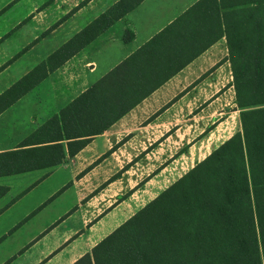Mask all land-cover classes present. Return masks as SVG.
<instances>
[{
    "label": "crops",
    "instance_id": "0c3cea01",
    "mask_svg": "<svg viewBox=\"0 0 264 264\" xmlns=\"http://www.w3.org/2000/svg\"><path fill=\"white\" fill-rule=\"evenodd\" d=\"M117 1H25V18L7 33L18 26L19 43L0 55V94ZM199 1L142 0L0 113V154L60 143L63 156L59 164L0 174V264H75L167 188L160 182L156 188L155 169L165 168L173 148L176 154L188 150L190 122L206 117L202 105L220 104L227 93L235 108L228 49L221 37L72 155L65 141L39 143L56 136L43 127L61 109ZM229 118L207 136L215 129L219 137ZM237 119L227 136L207 144L205 156L239 130ZM173 136L180 137L179 143ZM28 138L32 141L20 147Z\"/></svg>",
    "mask_w": 264,
    "mask_h": 264
},
{
    "label": "trees",
    "instance_id": "16d2710c",
    "mask_svg": "<svg viewBox=\"0 0 264 264\" xmlns=\"http://www.w3.org/2000/svg\"><path fill=\"white\" fill-rule=\"evenodd\" d=\"M141 1L118 0L2 92L0 113ZM221 37L233 77L230 111H239L241 129L75 264H264V166L256 165L264 155L245 158L246 150L264 148V0L199 1L61 109L43 127L56 136L39 143L65 141L72 155ZM62 157L60 143L0 154V174Z\"/></svg>",
    "mask_w": 264,
    "mask_h": 264
},
{
    "label": "rangeland",
    "instance_id": "374dc122",
    "mask_svg": "<svg viewBox=\"0 0 264 264\" xmlns=\"http://www.w3.org/2000/svg\"><path fill=\"white\" fill-rule=\"evenodd\" d=\"M25 1L27 0H0V55H5L8 50H10L8 46H10L12 49H15L16 47L14 45L19 43L16 42L21 34V29H19L18 26L12 33H10V35L7 33H9V30L13 25H16V22H20L23 18H25V14L27 12ZM183 34L185 35L186 32L184 31ZM2 81H4V78L1 77L0 85H2ZM231 97H233V95H231ZM232 101L233 99H228L227 93H225V96H223V101L220 104L213 106L206 104L202 105L201 108H203V114L206 117H204L202 120L190 122V124H192L188 128L187 134V140L190 145L187 147L188 150L184 152L185 155L179 157V154H176L173 148V152L171 153L172 158L167 161L165 160L166 162L163 164L165 165V168L155 169L158 175L156 178V188L159 187L158 182H160L161 187L163 188L164 186H170L172 183L178 180L197 163V160L207 156H205V152L207 150L208 143H211L217 139L222 140L223 137L227 136L229 131L233 130V121L237 124V118L240 119V117L239 113L230 111L233 108ZM227 116H230V118L227 120L228 123L226 121H224L226 123L223 122V124L226 125H223L219 128V137L217 134H213L215 129L211 132L212 134L210 133L207 136L206 133L203 136L204 131L211 129L213 126H217L223 120L222 118ZM256 118H258V116ZM238 129L240 130L241 127L239 126ZM248 132L253 135L252 131L248 130ZM179 138V136L177 138L173 136L172 140L173 142L176 141L179 143ZM185 138L186 137H184L182 141H184ZM179 147H181V145H179ZM259 155H264V148L258 150H246L245 158H257ZM159 162L163 163V160L161 161L159 159L157 163ZM263 162L264 161L261 163L258 162L256 165L260 166L259 164H261L264 166ZM250 165L256 167L254 162H252ZM151 170L153 169H150V171ZM258 173L263 174L264 169ZM262 179H264V177Z\"/></svg>",
    "mask_w": 264,
    "mask_h": 264
}]
</instances>
